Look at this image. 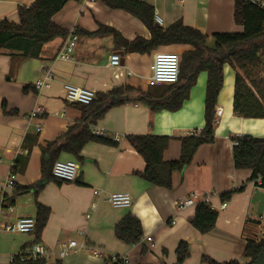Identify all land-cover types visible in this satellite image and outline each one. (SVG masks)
<instances>
[{"label": "crops", "instance_id": "obj_1", "mask_svg": "<svg viewBox=\"0 0 264 264\" xmlns=\"http://www.w3.org/2000/svg\"><path fill=\"white\" fill-rule=\"evenodd\" d=\"M35 1L0 0V21L18 22L20 7H29ZM142 1L154 7L155 23H158L156 13L162 18L158 27L167 28L182 20L207 34L210 48L215 47V33L243 31V26L235 22V0ZM53 21L68 34L75 31L78 36L72 61L55 59L65 40L60 37L44 45L40 58H26L20 52L0 49V200L3 198L0 264H10L26 246L35 244L45 247L50 264L58 261L109 264L110 258L126 259L125 263L129 264H176V248L181 241L190 245V256L183 264H201L194 260L196 255L207 256L219 264L235 260L248 263L244 256L247 239L257 238L264 231V187L250 180L251 170L235 168L232 138L241 135L264 138V118H243L234 113L236 76L237 72L242 75L243 72L229 63L224 65V83L216 106V110L222 109V115L215 126L214 141L201 145L191 164L173 172L172 189L163 188L140 175L146 162L131 146L128 136H169L171 140L163 159L179 160L182 137L196 135L205 127L208 73L203 71L197 76L180 109L154 110L142 93L156 99L157 108L171 100V95L164 96L166 88L151 85L147 79L155 53L182 55L189 46H164L151 54L127 53L117 48L114 36L102 33L101 27L115 28L128 40L137 36L150 39L151 31L139 18L125 10L111 9L101 0L69 1ZM113 52L120 53L123 67L107 66ZM45 65L52 69L54 79L52 87L39 90L36 83L43 78ZM66 83L94 89L97 94L125 85L135 90L122 103L109 108L102 118L90 123L86 118L89 110L85 116L82 105L65 101ZM39 108L42 113L32 118V112ZM86 125L91 131H107L108 138L116 139L118 145L89 142L79 156L63 152L57 160L77 162V181L45 180L43 148L52 142L64 143L68 131L76 133ZM13 169L17 181L7 188L6 179ZM241 186L245 187L243 192L223 201V193ZM95 189H103L104 194L95 195ZM117 192L131 195L129 208H115L109 203L108 195ZM204 192L210 193L209 205L219 213L214 230L206 234L190 223ZM195 193L198 194L196 206L186 210L177 208L178 200ZM38 202L51 210L39 241L36 242L35 233L6 230V225L20 217L36 218ZM223 202L228 203L224 209ZM128 213L142 224L143 236L136 244H127L116 236V225ZM148 236L152 241L145 240ZM72 240L85 247L78 246L77 252L60 258L61 245Z\"/></svg>", "mask_w": 264, "mask_h": 264}, {"label": "trees", "instance_id": "obj_2", "mask_svg": "<svg viewBox=\"0 0 264 264\" xmlns=\"http://www.w3.org/2000/svg\"><path fill=\"white\" fill-rule=\"evenodd\" d=\"M72 0H36L31 6H22L19 9L18 22L4 19L0 21V49L5 48L13 52H20L26 58H40L45 44L56 38H66L68 31L58 26L53 17ZM111 9H121L139 18L151 31V38L137 36L133 40L124 38L115 28L101 27L102 33L112 34L115 45L127 53L151 54L164 46L186 45L189 49L182 53V62L179 81L174 85H160L166 95H171L169 104L155 106L157 100L149 94H141L152 109L168 108L176 111L188 99L191 88L196 84L197 76L206 71L208 73L207 91L205 100V127L196 134L182 137V151L179 160L165 161L163 154L171 137L157 135H131L128 141L137 150L146 162V167L140 175L154 185L172 189V174L181 171L191 164L197 149L203 144L214 141L215 126L217 123L216 106L219 94L224 83V65L231 64L241 70L237 72L234 102V113L243 118H264V9L247 1L235 0V22L243 26L241 32L215 33V47L207 45L208 35L200 30L185 25L178 20L167 28L156 26L154 7L142 0H101ZM135 88L129 85L116 87L109 93H99L89 105H82L90 111L86 117L90 123L102 118L106 111L124 101L127 94ZM163 96V97H164ZM64 143L47 144L43 148L42 173L45 180H54L63 183L53 176V165L63 152L79 156L83 147L89 142L117 146L118 142L108 137L94 135L89 125L83 126L78 132L66 134ZM233 161L238 170H251L250 180L256 185L264 187V138L251 135H241L232 138ZM16 172V169H13ZM31 189V187H25ZM244 186L232 189L221 195L226 201L236 193L243 192ZM51 210L49 207L37 203L36 213V242L40 240L46 227ZM219 213L209 204L200 202L190 223L201 233L206 234L214 230ZM116 236L127 244L138 243L143 236L140 220L128 213L116 225ZM31 246V245H29ZM26 246L15 255L10 264H50L45 259H23L26 255ZM33 246V245H32ZM31 246V247H32ZM29 247V248H28ZM176 264L183 262L190 256V245L181 241L176 248ZM244 256L249 259L246 264H264V238H248ZM208 264H219L212 258L202 257ZM109 264H129L122 259L110 258ZM55 264H62L58 261ZM225 264H240L231 261Z\"/></svg>", "mask_w": 264, "mask_h": 264}, {"label": "built area", "instance_id": "obj_3", "mask_svg": "<svg viewBox=\"0 0 264 264\" xmlns=\"http://www.w3.org/2000/svg\"><path fill=\"white\" fill-rule=\"evenodd\" d=\"M81 1H91V0H81ZM262 9H264V0H247ZM156 20L159 24H162V18L156 13ZM78 36L75 31L68 34L65 38L63 44L61 45L59 51L57 52L55 59L61 61H72V53L77 44ZM182 55L174 52H164L157 51L153 58V63L151 66V74L147 77L151 85H174L179 81L180 70H181ZM108 67L113 69H119L123 67L122 57L119 52H113L109 56ZM44 76L36 83V87L39 90L44 88L52 87V81L54 79L53 71L51 68L43 67ZM131 74L133 72L127 69ZM65 91V101L69 104H80L89 105L97 97V92L94 89L81 87L73 85L70 83L64 84ZM42 109H36L32 112L31 117L37 118L41 113ZM217 121L222 115V109L219 108L216 111ZM42 127V123H38V130ZM94 135L108 137L107 131L94 129L92 131ZM116 140V139H115ZM53 176L63 182H76L79 170L78 164L74 160H57L53 165L52 169ZM17 181V175L13 171L8 175L6 179V187L12 188ZM95 195H103V189H95ZM198 194H193L191 197L186 199H181L177 201V208L179 210H186L190 207L196 206V197ZM210 193L202 194V202L209 204ZM109 203L115 208H129L132 205V198L128 192H117L108 195ZM0 202H3L1 198ZM227 202H223L221 208L227 206ZM10 210H13V206L10 205ZM89 217V216H88ZM36 228V218L35 217H20L13 224L6 225V230L13 233H34ZM81 234L82 231H79ZM146 241H152V237L148 236L145 238ZM143 241V239H142ZM78 246L85 247V244L79 245L76 240H72L69 243H64L60 247V258L64 259L69 257L73 252L78 251ZM23 259H45L47 260V250L45 247L39 244H35L29 249H27L26 255ZM114 260H117L115 258ZM127 262L126 259H123Z\"/></svg>", "mask_w": 264, "mask_h": 264}, {"label": "rangeland", "instance_id": "obj_4", "mask_svg": "<svg viewBox=\"0 0 264 264\" xmlns=\"http://www.w3.org/2000/svg\"><path fill=\"white\" fill-rule=\"evenodd\" d=\"M261 234H262L261 236L257 237L258 239H261V237L264 236V231H262ZM195 258L196 259H194V260H197L199 263L206 264L205 261L202 259V256H197L196 255Z\"/></svg>", "mask_w": 264, "mask_h": 264}, {"label": "water", "instance_id": "obj_5", "mask_svg": "<svg viewBox=\"0 0 264 264\" xmlns=\"http://www.w3.org/2000/svg\"><path fill=\"white\" fill-rule=\"evenodd\" d=\"M156 26H159V24H158V23H156ZM167 98H169V97H167Z\"/></svg>", "mask_w": 264, "mask_h": 264}]
</instances>
